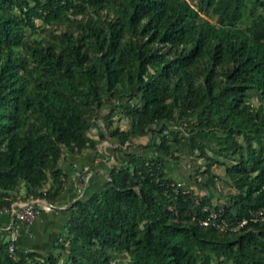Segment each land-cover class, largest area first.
Masks as SVG:
<instances>
[{"label": "trees", "instance_id": "trees-1", "mask_svg": "<svg viewBox=\"0 0 264 264\" xmlns=\"http://www.w3.org/2000/svg\"><path fill=\"white\" fill-rule=\"evenodd\" d=\"M103 139L123 157L52 249L3 238L0 264H264V218L200 222L264 207V0H0V209L56 202L60 157ZM182 152L196 183L222 166L223 199L174 178Z\"/></svg>", "mask_w": 264, "mask_h": 264}, {"label": "crops", "instance_id": "crops-1", "mask_svg": "<svg viewBox=\"0 0 264 264\" xmlns=\"http://www.w3.org/2000/svg\"><path fill=\"white\" fill-rule=\"evenodd\" d=\"M101 141L102 146L97 143L95 148H86L79 153H67L65 156L60 157L59 165L64 171L63 187L58 194V200L53 202L54 206H39L38 211L27 223L13 219L10 210L1 208L0 239L5 238L8 231L13 229L17 232L15 243L18 248L22 250L31 249L40 253L52 249L54 242L64 229L69 201L84 189L98 188L106 176V170L115 161V156L123 157L119 150L112 148L109 140L103 139ZM83 165H88L90 173L82 190L78 191L79 179L74 175V170ZM182 166L180 167L181 170L185 167L183 164ZM174 169H177V172ZM170 173L178 180V163L170 165ZM18 199L21 198L15 197L10 202ZM12 219V226L7 228L6 224Z\"/></svg>", "mask_w": 264, "mask_h": 264}, {"label": "built area", "instance_id": "built-area-1", "mask_svg": "<svg viewBox=\"0 0 264 264\" xmlns=\"http://www.w3.org/2000/svg\"><path fill=\"white\" fill-rule=\"evenodd\" d=\"M90 173V169L88 165H83L78 169L74 170V175L79 179V185L77 186V190L81 191L84 183ZM178 183V181H177ZM36 199V202H32V200ZM42 197H34L30 199H18L10 202L8 206H2L4 209H8L11 212L13 219L22 222H29L34 214L38 211V207H50V205L44 201H42ZM51 203V202H50ZM206 208V206H203ZM261 219L264 218V207H258L254 211H252L247 217H241L236 223L229 222L222 214L220 209H208L207 213L204 217L200 219L201 223L211 224L220 229H233L236 228L239 224L243 223L246 219ZM12 220H9L6 224V227L9 228L12 226ZM17 236L16 230H9L6 239V248L9 251H12L15 244V239Z\"/></svg>", "mask_w": 264, "mask_h": 264}, {"label": "rangeland", "instance_id": "rangeland-1", "mask_svg": "<svg viewBox=\"0 0 264 264\" xmlns=\"http://www.w3.org/2000/svg\"><path fill=\"white\" fill-rule=\"evenodd\" d=\"M250 100L253 103L256 102L255 97H251ZM113 122L119 124L120 126L127 125V120L124 117H119L116 120H114ZM146 137H147L146 135H139V136H136L134 138V141H144L146 139ZM101 142L99 141L100 145L102 146L103 143H101ZM178 148L180 150L184 151L183 140H181V145H179ZM199 161H202L201 158H196L195 159V158L191 157L190 155H188L186 153H183L180 159H176L174 161L170 160V161H168L166 163V166H168V171L170 172V165L178 163V181L180 183L189 182V184H192L194 189L199 191V192L203 191V190L208 191L210 196H211V198H212V200H216V199L221 200V199H223L225 191L230 189V187L226 184V182H224V180L219 178L218 175H217V173H222V166L221 165L212 164L210 166L212 171H213V173H215L214 177L211 174H199L198 177L200 179L204 180V182H202V183H196V181H194L192 178H190L191 180L188 179V175H192L193 174L192 173L193 172V167ZM182 164L185 167L181 170L180 167H183ZM175 172H177V169L175 170ZM186 178H187V180H186ZM125 257H126V254L125 253H121L115 259L120 258L118 261L121 264H124V258Z\"/></svg>", "mask_w": 264, "mask_h": 264}, {"label": "water", "instance_id": "water-1", "mask_svg": "<svg viewBox=\"0 0 264 264\" xmlns=\"http://www.w3.org/2000/svg\"><path fill=\"white\" fill-rule=\"evenodd\" d=\"M104 172H105V171H104ZM105 173H106V172H105ZM106 174H107V173H106ZM42 201L48 203L50 206H54L53 203H50V202L46 201L45 199H42ZM32 202H36V199L32 200ZM70 202H71V201H69V203H70Z\"/></svg>", "mask_w": 264, "mask_h": 264}]
</instances>
